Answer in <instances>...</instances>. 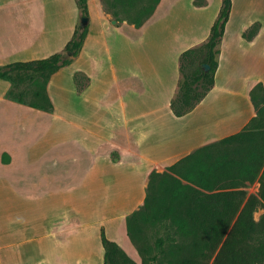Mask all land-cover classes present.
<instances>
[{"label": "crops", "instance_id": "0c3cea01", "mask_svg": "<svg viewBox=\"0 0 264 264\" xmlns=\"http://www.w3.org/2000/svg\"><path fill=\"white\" fill-rule=\"evenodd\" d=\"M254 1L246 0L245 12ZM175 3L161 0L141 27H131L170 15ZM249 17L236 43H222L212 90L182 117L171 108L177 72L147 100L110 89L104 109L92 106L101 97L92 86L77 91L72 118L59 105L48 111L11 99L0 79V264H104L102 228L127 242V217L144 205L153 171H166L256 117L252 91L264 85V3ZM14 18L0 9V66L40 59L27 54L28 26L4 25ZM257 22V35L245 38Z\"/></svg>", "mask_w": 264, "mask_h": 264}, {"label": "trees", "instance_id": "16d2710c", "mask_svg": "<svg viewBox=\"0 0 264 264\" xmlns=\"http://www.w3.org/2000/svg\"><path fill=\"white\" fill-rule=\"evenodd\" d=\"M118 1L130 22L141 27L153 14L161 0H111L114 15ZM82 18H89L87 0H76ZM233 0H222V6L211 28L210 36L200 46L184 51L180 67L184 74L178 82V94L171 108L177 117L190 113L212 90L219 66L220 43L230 19ZM261 24H253L244 37L253 39ZM89 25L77 26L64 51L46 58L17 61L0 66V79L12 87L33 83L34 93L45 105L29 102V106L52 110L47 93L49 80L61 69L70 66L86 42ZM204 65H208L207 70ZM43 79V83L41 82ZM31 84V82L29 83ZM84 90V89H83ZM82 91V90H81ZM8 96L20 103L13 89ZM257 116L238 133L207 145L168 167L163 173L153 171L144 205L127 217V235L139 239L144 235L142 222H167L166 229H174L180 237L172 240V255L178 257L171 264H209L219 250L216 264H264V217L254 219L259 203L255 195H248L246 187L259 179L262 184L261 202L264 204V85L258 83L252 91ZM7 161V157L4 156ZM139 242V241H138ZM104 264H139L114 240L101 230ZM140 264H164L167 241L160 237L153 248L139 244ZM168 249V246H167ZM162 255V256H161ZM168 260V259H167Z\"/></svg>", "mask_w": 264, "mask_h": 264}, {"label": "rangeland", "instance_id": "374dc122", "mask_svg": "<svg viewBox=\"0 0 264 264\" xmlns=\"http://www.w3.org/2000/svg\"><path fill=\"white\" fill-rule=\"evenodd\" d=\"M192 1L177 2L176 0V6L170 15H160L158 21L155 20L153 24L141 29L131 27L133 24L128 17L129 13L123 10L120 1L116 9L119 12V19L114 15L111 0H87L88 19L81 17L76 0H0V9L10 12L12 17L15 15V24L4 25L15 26L17 29L28 26L31 30L33 44L27 53L31 55L30 58H46L58 52H63L66 57H72V54L64 51L65 45L71 40L77 26L89 25V34L83 51L74 58L70 66L61 69L47 84V93L53 107L59 105L60 111L68 118H72L75 93L90 86L94 96H101L91 99L98 102L92 106L95 105L100 109L109 102L103 95L110 89L119 90L120 93L123 91L124 95H143L147 100L148 95L155 88L161 83L166 84L177 72L176 96L179 91L178 82L188 70L182 71L180 67L181 55L188 48L200 46L208 40L222 4V0H195L194 4L203 6L194 5L191 8ZM234 1L235 6L219 49L224 42H226L224 45L237 42L239 27L243 21L248 20L256 10H260L264 3V0H255L251 4L252 8L245 12L246 0ZM28 40L26 37L25 41ZM93 56L96 59L92 64L90 58ZM41 82L43 83V79ZM4 88L13 89L17 98L24 99L26 105H29V102L45 105L41 98L35 95V87L29 79L15 88L12 87L11 82L6 81ZM216 94L212 96L215 97ZM120 103L121 98L116 106ZM77 106L80 107L81 104ZM227 112L231 114L234 111ZM246 190L248 195H255L259 200L254 219L257 223H261L264 217L261 181L257 179L252 184L249 183ZM165 224L142 222L144 235L139 239H131L128 236L125 242L124 236L120 234H118L119 241L111 235L109 238L115 240L140 264L142 256L139 253V244L153 248L157 239L163 237L167 241L168 249L167 246L165 249L168 255L161 259L164 260V264H171L178 257L172 255L169 247L173 245L172 240L179 241L180 237L174 229L164 228ZM218 253L219 250L209 260V264H216Z\"/></svg>", "mask_w": 264, "mask_h": 264}, {"label": "water", "instance_id": "95a60500", "mask_svg": "<svg viewBox=\"0 0 264 264\" xmlns=\"http://www.w3.org/2000/svg\"><path fill=\"white\" fill-rule=\"evenodd\" d=\"M205 66V68L208 70L209 69V66L208 65H204Z\"/></svg>", "mask_w": 264, "mask_h": 264}]
</instances>
